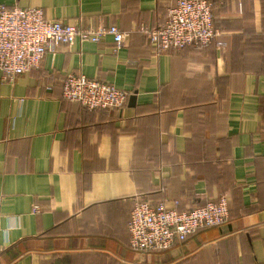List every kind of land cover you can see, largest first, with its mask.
Returning <instances> with one entry per match:
<instances>
[{
    "label": "crops",
    "instance_id": "obj_1",
    "mask_svg": "<svg viewBox=\"0 0 264 264\" xmlns=\"http://www.w3.org/2000/svg\"><path fill=\"white\" fill-rule=\"evenodd\" d=\"M212 1L225 47L157 55L140 29L163 26L175 0H0L128 34L118 53L110 36L61 45L12 84L0 70V264H264V0ZM81 74L127 105L65 101ZM224 196L225 224L164 252L130 248L139 199L184 211Z\"/></svg>",
    "mask_w": 264,
    "mask_h": 264
},
{
    "label": "built area",
    "instance_id": "obj_2",
    "mask_svg": "<svg viewBox=\"0 0 264 264\" xmlns=\"http://www.w3.org/2000/svg\"><path fill=\"white\" fill-rule=\"evenodd\" d=\"M214 3L210 0H175L166 23L158 28L141 27L157 55L170 49L207 47L216 43L225 47L221 32L214 24ZM128 34L117 26H99L86 29L45 18L42 9H21L0 4V70L5 83L38 70L48 52L61 45L76 42L98 44L110 36L115 42L114 52L125 47ZM63 99L81 105L88 111L123 109L129 94L115 86L90 79L85 75H71L63 85ZM3 199L0 197V211ZM179 201L169 207L165 201L155 205L138 200L131 212L128 231L129 246L137 252H164L184 243L201 230L221 226L230 219L229 200L221 197L205 206L180 212ZM41 213L39 206L33 207ZM1 215V213H0Z\"/></svg>",
    "mask_w": 264,
    "mask_h": 264
},
{
    "label": "trees",
    "instance_id": "obj_3",
    "mask_svg": "<svg viewBox=\"0 0 264 264\" xmlns=\"http://www.w3.org/2000/svg\"><path fill=\"white\" fill-rule=\"evenodd\" d=\"M210 1H212V0H210ZM213 2V1H212ZM208 47V46H207ZM201 48H205V47H199L198 49H201ZM220 199V198H219ZM218 199V200H219ZM139 200H143V201H148V202H151L153 205H155V204H157V203H159V202H161V201H158V202H154V201H152V200H149V199H145V198H142V199H139ZM218 200H216V201H213V202H217ZM206 205V204H205ZM204 205V206H205ZM179 207H180V202H179ZM178 207V210L180 211V212H184V211H190V210H181L180 208ZM203 207V206H202ZM200 208V207H199ZM193 210V209H192Z\"/></svg>",
    "mask_w": 264,
    "mask_h": 264
},
{
    "label": "water",
    "instance_id": "obj_4",
    "mask_svg": "<svg viewBox=\"0 0 264 264\" xmlns=\"http://www.w3.org/2000/svg\"><path fill=\"white\" fill-rule=\"evenodd\" d=\"M135 103H136V97H135V96H132V97L130 98L129 105H130L131 107H133V106H135Z\"/></svg>",
    "mask_w": 264,
    "mask_h": 264
}]
</instances>
